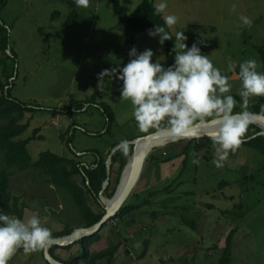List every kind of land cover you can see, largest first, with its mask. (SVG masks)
<instances>
[{
    "label": "rangeland",
    "instance_id": "obj_1",
    "mask_svg": "<svg viewBox=\"0 0 264 264\" xmlns=\"http://www.w3.org/2000/svg\"><path fill=\"white\" fill-rule=\"evenodd\" d=\"M141 2L120 0L129 14ZM167 4L162 17L169 14L178 17L171 28L175 41L179 30L187 36L185 43L189 47L197 43L201 53L208 55L228 77L231 95L239 96L241 90L240 63L255 59L258 71L264 72V0H167ZM78 12L77 22L69 25L72 8L61 0H8L0 11V24L10 39L7 54L0 52V73L5 65H14L15 76L8 80L13 96L42 108L34 113L26 111L23 120L29 121L23 139L33 137L40 128L37 137L28 144L33 162L39 160L42 152L52 151L84 165L96 158L84 152L97 149L112 163L109 158L115 143L156 131L141 132L132 116L130 100L120 97L121 83L99 75L104 69L126 64L129 53L125 25L114 12L113 0H90L89 7H78ZM241 14L252 20L250 27L242 26ZM158 39L150 37L147 31L138 33L137 48L139 51L151 48L155 53L153 61L167 67L166 41L161 46ZM11 50L16 54V64L9 56ZM230 63L237 67L229 70ZM96 89L99 90L96 103L90 102L80 113L68 108L73 100L87 101L95 96ZM262 100L264 96L250 98L247 111ZM236 101L234 111L239 112L241 97ZM100 102L113 110L111 133H105L109 124L98 107ZM41 135L43 139L39 138ZM187 142L184 139L156 146L148 158L172 154L174 149L182 152ZM130 152L128 144L125 154ZM214 158L215 145L206 142L201 152L189 153L185 165L184 156L152 168L146 160L131 193L136 194L128 200L139 207L123 219L107 222L95 237L91 251L120 244L113 264H223L227 240L234 231L230 264H264V157L257 149L241 144L230 153L223 167L217 168ZM193 159H199V164H193ZM3 167L0 154V169ZM115 176L111 180L117 189ZM76 179L83 183L80 175ZM11 191L20 200V206L26 205L21 218L25 221L38 215L42 226L52 233L65 231L67 226L84 225L69 196L49 183L46 174L36 168L17 171L11 177ZM89 201L96 213L105 212L102 202L99 205L94 196ZM184 217L195 220L196 226L185 224ZM70 246H58L53 253L51 247L50 255L63 262H70L77 255L81 257V245ZM101 262L108 264V258ZM49 263L45 249L29 254L20 249L9 261V264Z\"/></svg>",
    "mask_w": 264,
    "mask_h": 264
},
{
    "label": "clouds",
    "instance_id": "obj_2",
    "mask_svg": "<svg viewBox=\"0 0 264 264\" xmlns=\"http://www.w3.org/2000/svg\"><path fill=\"white\" fill-rule=\"evenodd\" d=\"M79 8H88L90 0H74ZM153 13L162 15L168 4L160 0L153 4ZM235 11V5H233ZM242 26H251L252 20L239 16ZM164 24L148 29L150 37H158L162 46L165 41L173 40L167 29L178 22L172 14L163 16ZM183 31L176 32L173 52L174 63L165 67L160 61H153L155 55L151 48L139 51L133 46L128 53L126 64L119 63L104 69L99 75L110 77L121 83L120 97L130 100L132 116L141 132L156 130L159 135L169 136L175 141L196 122H210L215 126L211 139L215 145L213 163L217 168L223 167L230 153L235 152L243 142L248 126L253 123V114L247 111L252 97L264 96V72L258 71L255 59H248L238 65V77L242 99L241 111L234 108L237 101L231 95L232 84L221 70L216 68L208 55L201 53L197 43L191 47L185 41ZM229 70L237 65L230 63ZM122 150H127L128 142L121 141ZM199 164V159H193ZM54 243L49 228L42 226L38 215H32L26 221L0 211V264L9 261L20 249L29 254L44 250Z\"/></svg>",
    "mask_w": 264,
    "mask_h": 264
},
{
    "label": "trees",
    "instance_id": "obj_3",
    "mask_svg": "<svg viewBox=\"0 0 264 264\" xmlns=\"http://www.w3.org/2000/svg\"><path fill=\"white\" fill-rule=\"evenodd\" d=\"M61 1L67 2L71 6V18L68 20L67 24L74 25L78 20V7L75 5L74 0ZM7 2L8 0H0V11L7 4ZM153 4V0H142L136 10L129 14L123 9L120 0H113L114 12L121 18L123 24L125 25V40L129 46V50L133 46L137 48L136 34L147 31L148 29H153L156 25L161 26L164 24L162 15H155L153 13ZM1 25L2 24H0V52L7 54V50L10 48L9 34L5 30L6 28L4 29V26L2 27ZM167 31H169V33L173 37V40L166 41V50L168 57L167 66H169L174 63V55L176 53L172 50L174 47V42L176 41L171 32V28L167 29ZM2 32L5 33L2 34ZM262 52L264 62V49L262 50ZM9 56L11 58H14V63L16 64V54L13 52ZM128 59L129 56L126 63L128 62ZM15 71L16 69L14 65L10 66L7 64L5 65L3 72L0 73V88L2 89V93L0 95V154L2 155L4 160V167L0 169V211L4 212L5 214L17 215L20 218H23L24 208L26 207V205L23 204L22 206H20V200L17 196L13 195L11 191V177L17 171H25L30 168H36L46 174L49 183H52L59 190L63 191L67 196H69L73 205L79 210L82 220L81 222H84V225L82 226L88 227L97 223L103 217L104 211L96 213L92 209V204L90 203L89 198L90 196H94L98 204L102 206V204L100 203L101 201L99 194L103 188L105 181L108 178L107 159L105 158L104 154H102V152L97 149H92L84 153L93 154L96 156V158L91 163H86L84 165L74 158L65 155H59L52 151L42 152L39 160L33 162V158L28 149V144L31 140L37 137L36 134L40 131V128L34 131L33 137L23 139L21 138V136L27 130L29 124V121L27 123H23V120L25 119L26 111H32L34 113L36 110H40L42 108H37L38 104L36 103H28L13 96L12 84H10L8 80L15 76ZM98 95L99 90L96 89L95 96L88 99L87 101L73 100L72 104L68 108L71 109L72 107V109L74 108V110H72L73 112L80 113V111H84L83 109L88 106L87 104H89L90 102L96 103ZM233 96L235 99H239V96ZM98 104V107L107 117V122L109 124L105 133H111V126L115 121L113 110L111 109L110 105L105 102H100ZM250 112L264 114V100L256 102L253 106V110H251ZM53 113L55 115L58 114V110L55 108L53 110ZM261 131L262 129L256 124H250L248 126L247 132L243 137L242 144L257 149L264 157V135H257ZM39 138L43 139V136L41 135L39 136ZM70 142L71 140L68 141V143ZM120 142L115 143L113 147L120 144ZM206 142L213 143L210 137L188 140L182 152L178 149H174L175 152H173L172 154L170 152H167L161 156L150 155L147 162H149V167L152 168L153 165L159 166L163 163H167L177 158L178 156H184L183 164L185 165L189 159V153L193 150H196L197 153L201 152L202 150H204ZM129 146L131 147V152L129 153V155H126L125 150H122L121 147L115 152L112 157L111 178L116 174L115 180L117 183H120L123 169L130 160L131 154H133L134 152L135 146L130 144ZM73 153L76 154L75 151H73ZM77 175H80L83 178L82 184L77 181ZM112 184V180L110 179L108 187L104 191V194L109 197H112L116 191V186L113 187ZM135 194H131L129 198ZM129 198L127 199L123 207L119 210L117 215L111 220L123 219L126 215L139 207V205L137 204H129ZM111 220H109L108 222H110ZM183 222L185 224H190L193 227L196 226V221L193 219L191 220L184 217ZM73 230L74 228L67 226L65 231L52 233V235L54 238H57L60 236L68 235ZM233 233L234 231H232L227 240L225 254L221 260L223 264L231 263V259L229 257L233 246ZM98 235L99 234L96 233L92 236L84 238L79 242H76L82 247L81 257L77 255L70 262H64L69 264H81L80 261L82 260L83 264H105L101 262V260H103L104 258H108V264H113L116 253L120 249V244H114L109 248L100 251H91L92 244L95 242L94 239ZM76 243H74V245ZM146 243H148V240L146 241ZM56 247L58 246L56 245L52 247V253ZM71 247L72 246H67L66 248ZM145 254L146 251L144 252L142 257L145 256Z\"/></svg>",
    "mask_w": 264,
    "mask_h": 264
},
{
    "label": "water",
    "instance_id": "obj_4",
    "mask_svg": "<svg viewBox=\"0 0 264 264\" xmlns=\"http://www.w3.org/2000/svg\"><path fill=\"white\" fill-rule=\"evenodd\" d=\"M253 123L251 124H256L258 125L262 131L259 132L257 135H264V127H262L260 124H264V114L262 113H253ZM213 126V124L210 122V120L206 121V122H196L195 125L193 127H190L189 129L186 130V132L184 133L183 137L178 139V140H191V139H200V138H204V137H210L211 138V134L214 131H208L207 127ZM167 138L169 139V141H173L170 139L169 136L166 135H159L155 132H152L150 134H147L146 136H142V137H138L132 141H127L128 144H132L135 146L134 148V152L132 154L131 157V161L128 162V164L124 167L122 175H121V179L127 169V167L130 165V174L128 177V180L126 181L125 186L123 187V189L121 190V192H119L118 188L116 189L114 195L112 198H110V200H113V204L109 205L107 203V201L105 200V196H104V191L106 190V188L108 187V184L110 182L111 179V162L107 161V173H108V178L105 181L103 188L99 194L100 197V201L102 202L105 212L103 217L95 224L88 226V227H79V228H74V230L65 236H60L57 238H54V243H52L49 247H47L45 249V257L49 260V262L51 264H69L66 262H63L61 260H58L54 257H52L50 255V248L53 245H58V246H62V247H67L70 246L76 242H79L81 240H83L86 237L92 236L96 233H98L103 227L104 225L111 220L113 217H115L117 215V213L119 212V210L123 207V205L125 204V202L127 201V199L129 198V196L131 195L134 187L136 186L142 170L144 168V164L150 154V152L153 150L154 147L158 146V145H154V141L157 140L158 138ZM251 139V138H249ZM141 140H145V145L143 147H141V149H138V142ZM175 140V141H178ZM248 140V139H247ZM168 141V142H169ZM121 143L118 144L117 146H115V148L112 150V153L110 155V160L112 161V157L115 154V152L120 149ZM119 187V186H117Z\"/></svg>",
    "mask_w": 264,
    "mask_h": 264
},
{
    "label": "bare ground",
    "instance_id": "obj_5",
    "mask_svg": "<svg viewBox=\"0 0 264 264\" xmlns=\"http://www.w3.org/2000/svg\"><path fill=\"white\" fill-rule=\"evenodd\" d=\"M260 125L262 127H264V124L261 123ZM207 130L208 131H214L215 130V126L213 125V126L207 127ZM168 141H169V139L161 137V138H158L157 140H155L153 144L160 146V145H163V144L167 143ZM144 145H145V140H141V141L138 142V146L137 147H138V149H141V147H143ZM130 170H131V168H130V165H129L127 167L122 179H120V183L118 185L119 186V188H118L119 192H121V190L125 186L126 181L128 180V177H129V174H130ZM104 198H105V200L107 201V203L109 205L113 204V202H114L113 200H110V198H107V197H104Z\"/></svg>",
    "mask_w": 264,
    "mask_h": 264
}]
</instances>
